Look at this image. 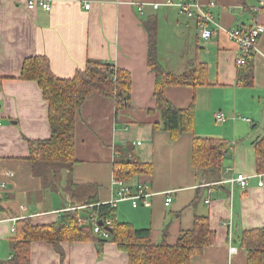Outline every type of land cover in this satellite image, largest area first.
I'll list each match as a JSON object with an SVG mask.
<instances>
[{
	"label": "crops",
	"instance_id": "obj_1",
	"mask_svg": "<svg viewBox=\"0 0 264 264\" xmlns=\"http://www.w3.org/2000/svg\"><path fill=\"white\" fill-rule=\"evenodd\" d=\"M27 1L0 0V264L12 256L16 219L54 222L70 205L61 190L67 180L64 173L55 190L49 185L52 178L45 183L29 159L28 140L50 135L48 104L41 89L36 81L20 78L23 60L35 55L46 56L59 78L73 77L87 59L112 63L130 74L127 108L116 110L112 97L93 92L76 113L72 180L97 186L87 189L85 196L94 193L100 202L113 197V159L116 147L121 148L126 156L150 163L153 169L125 180L145 184L151 195L148 206L118 201L119 222L150 228L153 242L171 244L181 231L192 228L195 215L207 216L214 241L189 264H247V253L235 240L245 229L264 227V173L255 176L259 173L253 145L264 136V32L249 59L252 82L243 86L235 63L237 44L225 32L218 30L203 40L193 21L184 19L180 24L176 8L147 6L138 13L133 4L161 0H42L49 3L48 11L38 4L41 0L33 7ZM212 1L214 18L224 28L264 25V9L253 11L261 0ZM149 19L156 21V59L165 70L180 75L194 71L199 63L206 66V83L165 88L174 106L192 103L195 111L193 130L174 139L153 127L161 116L151 110L155 76L147 65L144 28ZM216 112L223 113V121L215 120ZM193 137L230 142L220 161L219 182L206 183L195 173L190 161ZM237 172L251 175L247 187L225 182ZM167 195L172 200L165 205ZM102 247L98 252L91 240L56 247L33 241L29 264H129L126 252L115 243L106 241Z\"/></svg>",
	"mask_w": 264,
	"mask_h": 264
},
{
	"label": "trees",
	"instance_id": "obj_2",
	"mask_svg": "<svg viewBox=\"0 0 264 264\" xmlns=\"http://www.w3.org/2000/svg\"><path fill=\"white\" fill-rule=\"evenodd\" d=\"M144 28L148 36L147 65L155 76V107L151 110H158L161 116V122L154 123L153 127L167 131L174 139L193 130L195 111L192 103L184 108L174 106L166 97L165 88L169 85L206 83V66L199 63L194 71L180 75L165 70L156 59L155 19L145 22ZM250 57L251 55L239 67V83L243 86L252 82ZM20 78L36 81L48 104L49 137L28 140L33 170L45 183L50 176L52 180L49 185L55 190L64 173L67 180L61 190L69 196L70 205L59 211L54 222L33 224L29 217L16 219L12 256L7 264H29V247L33 241H43L56 247L61 242L91 240L96 243L98 252L102 251L106 241H111L119 250L126 252L129 264H189L192 256L201 254L204 247L213 243L215 234L210 228L208 217L200 215L194 216L192 228L181 231L174 243L169 244L165 240L153 242L150 228L137 229L132 223L119 222L116 207L108 202H100L94 193L85 196L87 189H97L95 184L79 185L72 180L71 172L76 162L74 142L77 111L85 98L93 92L112 97L116 110L127 108L130 105L131 88L128 71L109 62L87 59L83 68L77 69L73 77L59 78L51 71L46 56L35 55L23 60ZM253 145L256 170L262 174L264 136L254 141ZM229 146L228 140L193 137L191 166L196 174L203 175L204 182H219L220 161ZM116 153L113 171L116 170L114 175L118 178L126 180L152 172L150 163L142 162L134 156H126L125 150L121 148L116 147ZM98 221L102 222L100 227H108L107 238L94 232L93 227ZM235 241L246 251L247 264H264V227L245 229Z\"/></svg>",
	"mask_w": 264,
	"mask_h": 264
},
{
	"label": "built area",
	"instance_id": "obj_3",
	"mask_svg": "<svg viewBox=\"0 0 264 264\" xmlns=\"http://www.w3.org/2000/svg\"><path fill=\"white\" fill-rule=\"evenodd\" d=\"M36 0L27 1L28 7H33L36 5ZM260 7H254L253 11L259 12L264 9V0L260 1ZM38 4L42 9L48 11L50 5L46 1H38ZM136 6L137 11L140 13L143 12V9L147 6H150L153 10H157L160 7H174L176 8L178 15L183 16L188 21H193L197 28V33L200 38L203 40L209 39L214 35L218 30L223 31L227 34L229 39L234 41L237 44V54L235 63L238 67L245 63V60L248 56L252 55L257 51V45L260 36L264 32V25L258 22H254L246 28L234 27V28H224L214 18L212 9L215 6L214 1H207L202 3L199 0H161L159 2H133ZM85 8H89V4H85ZM264 56V52H263ZM214 118L217 122H221L224 119L222 112H216ZM243 120L247 121L249 124L251 120L247 117H243ZM116 170L113 171V176L111 180V189L113 192V197L108 201L113 207H116V203L121 200H131L132 206L136 207L138 204L148 206L149 202L147 198L151 193L146 188L143 183H136L135 185H130L125 182V180L118 178L114 175ZM255 176H261L257 174ZM251 175H247L243 172H237L234 175L226 180L229 184H237L240 188H245L248 185V179ZM262 181H258V185H261ZM169 194V193H167ZM172 198L170 195H167L165 198V205H168L171 202ZM83 207V206H77ZM82 218H80V221ZM13 230V229H12ZM94 232L100 233L102 237H108V230L100 227L99 224H95L93 227ZM235 251V248H231L230 252Z\"/></svg>",
	"mask_w": 264,
	"mask_h": 264
},
{
	"label": "rangeland",
	"instance_id": "obj_4",
	"mask_svg": "<svg viewBox=\"0 0 264 264\" xmlns=\"http://www.w3.org/2000/svg\"><path fill=\"white\" fill-rule=\"evenodd\" d=\"M179 18H180V19H179V20H180V24L182 25V24L184 23V19H185V18H184L183 16H180ZM58 179H59V176L57 177V180H58ZM7 263H8V261L6 262V264H7Z\"/></svg>",
	"mask_w": 264,
	"mask_h": 264
},
{
	"label": "water",
	"instance_id": "obj_5",
	"mask_svg": "<svg viewBox=\"0 0 264 264\" xmlns=\"http://www.w3.org/2000/svg\"><path fill=\"white\" fill-rule=\"evenodd\" d=\"M127 155V154H126ZM98 224L99 225H102V222L101 221H98ZM105 229H107L108 230V227H105ZM59 249V248H58ZM59 251L61 252V249H59Z\"/></svg>",
	"mask_w": 264,
	"mask_h": 264
}]
</instances>
